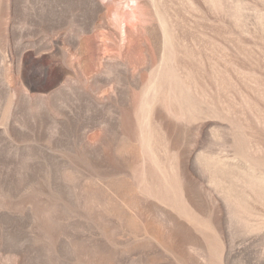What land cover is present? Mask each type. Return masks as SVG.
<instances>
[{
    "label": "rangeland",
    "instance_id": "rangeland-1",
    "mask_svg": "<svg viewBox=\"0 0 264 264\" xmlns=\"http://www.w3.org/2000/svg\"><path fill=\"white\" fill-rule=\"evenodd\" d=\"M0 264H264V0H0Z\"/></svg>",
    "mask_w": 264,
    "mask_h": 264
}]
</instances>
